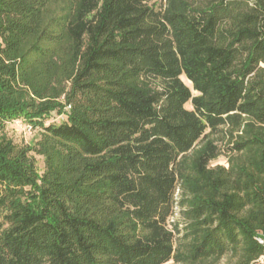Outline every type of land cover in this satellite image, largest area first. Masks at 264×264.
Listing matches in <instances>:
<instances>
[{
    "label": "trees",
    "instance_id": "trees-1",
    "mask_svg": "<svg viewBox=\"0 0 264 264\" xmlns=\"http://www.w3.org/2000/svg\"><path fill=\"white\" fill-rule=\"evenodd\" d=\"M256 236L264 0H0V264H251Z\"/></svg>",
    "mask_w": 264,
    "mask_h": 264
},
{
    "label": "rangeland",
    "instance_id": "rangeland-1",
    "mask_svg": "<svg viewBox=\"0 0 264 264\" xmlns=\"http://www.w3.org/2000/svg\"><path fill=\"white\" fill-rule=\"evenodd\" d=\"M152 2L155 3L156 5H159L160 3L164 2V0H151V3ZM180 78L191 89L192 93L196 94V91L192 89L191 81L188 80L186 76L183 74L180 76ZM185 107L190 109L191 108L190 102H187L185 104ZM65 109L68 110L69 106L66 105ZM65 119H66V115L64 113L58 114L57 112L53 111V112H50L46 117H44L42 122L45 125H48L51 123L59 124ZM34 122L36 123L35 120L31 121L26 117H16L14 119H11L10 121L4 122L2 130L7 135V137L13 141V143L16 146L23 147L28 144H33V142H37L38 140L41 139V136L44 130L42 129L40 125H36ZM217 145H218L219 152H218L217 157L210 161V166H214L216 164L225 165L227 163V156L229 154L227 149L224 147V144L221 141H218ZM28 153L33 156L34 161H35V166L38 170V173L39 174L42 173L44 171V166H45L44 156L42 154H39L35 150H31ZM174 196L176 199L178 196L177 190L175 191ZM184 223H185V219L180 213L179 206L175 203L173 207V214L170 216L168 220V224L170 227L177 226L178 228H183V226L185 225ZM181 235L182 233L180 232L179 236ZM257 237H261V236H256V238ZM261 238L264 239V237H261ZM262 253H263V249H262ZM256 259L253 260L251 264H256ZM227 260H228V257L224 256L221 258L219 263L224 264L225 262H227ZM165 264H174V262L170 260L166 262Z\"/></svg>",
    "mask_w": 264,
    "mask_h": 264
},
{
    "label": "built area",
    "instance_id": "built-area-1",
    "mask_svg": "<svg viewBox=\"0 0 264 264\" xmlns=\"http://www.w3.org/2000/svg\"><path fill=\"white\" fill-rule=\"evenodd\" d=\"M256 239L263 246V253L256 259V264H264V239L261 237Z\"/></svg>",
    "mask_w": 264,
    "mask_h": 264
}]
</instances>
